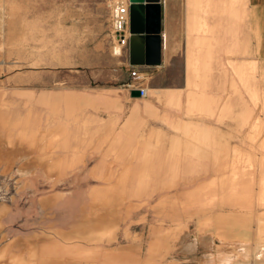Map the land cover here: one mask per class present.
<instances>
[{
  "label": "rangeland",
  "instance_id": "1",
  "mask_svg": "<svg viewBox=\"0 0 264 264\" xmlns=\"http://www.w3.org/2000/svg\"><path fill=\"white\" fill-rule=\"evenodd\" d=\"M116 2L0 0V264H195L181 248L212 213L262 207L264 44L236 29L187 113L233 118L232 153L175 130L186 156H164L167 123L123 132L130 108L110 105L151 85L113 53Z\"/></svg>",
  "mask_w": 264,
  "mask_h": 264
},
{
  "label": "crops",
  "instance_id": "2",
  "mask_svg": "<svg viewBox=\"0 0 264 264\" xmlns=\"http://www.w3.org/2000/svg\"><path fill=\"white\" fill-rule=\"evenodd\" d=\"M159 4L161 64L130 65L129 47L121 56L127 71L148 76V85L151 84L146 91L149 99L142 102L146 109L139 104L141 96L133 95L140 88H122L117 91V97L111 98L115 103L110 105L130 108L123 132L132 128L134 122L146 116L148 111L154 115L152 124L156 127L153 131H158L159 118L161 123L170 126L166 131L168 141H175L171 147H165L162 155L186 156L184 143L187 138L175 130H189L195 141L211 140L206 148H216L214 153L210 152L212 156L218 157L219 151H222L221 157L229 151L232 153L233 118L197 114L187 117V113L192 108L191 101L196 100L194 93L204 91L213 95L217 92L220 60H223L220 52L223 46L235 44L236 29H245L249 35L256 34L250 41L253 45L264 44V0H244L238 6L231 0H160ZM203 69L207 71L203 72ZM204 76L209 78L205 90L202 82L197 81V77ZM172 151L177 152L172 154ZM203 171L228 170L196 169V172ZM260 197L262 207L257 211L212 213L211 224L206 228L198 226L195 241L184 243L181 252L194 256L195 264H264V195Z\"/></svg>",
  "mask_w": 264,
  "mask_h": 264
},
{
  "label": "water",
  "instance_id": "3",
  "mask_svg": "<svg viewBox=\"0 0 264 264\" xmlns=\"http://www.w3.org/2000/svg\"><path fill=\"white\" fill-rule=\"evenodd\" d=\"M129 63L130 65L161 64L160 0H130ZM140 96L139 91L133 93Z\"/></svg>",
  "mask_w": 264,
  "mask_h": 264
},
{
  "label": "built area",
  "instance_id": "4",
  "mask_svg": "<svg viewBox=\"0 0 264 264\" xmlns=\"http://www.w3.org/2000/svg\"><path fill=\"white\" fill-rule=\"evenodd\" d=\"M130 0H117L113 11L112 38L113 53L117 56L124 54L129 44V23H130ZM141 97H146L144 88L138 90Z\"/></svg>",
  "mask_w": 264,
  "mask_h": 264
},
{
  "label": "bare ground",
  "instance_id": "5",
  "mask_svg": "<svg viewBox=\"0 0 264 264\" xmlns=\"http://www.w3.org/2000/svg\"><path fill=\"white\" fill-rule=\"evenodd\" d=\"M187 250V249H186ZM189 250V249H188Z\"/></svg>",
  "mask_w": 264,
  "mask_h": 264
}]
</instances>
